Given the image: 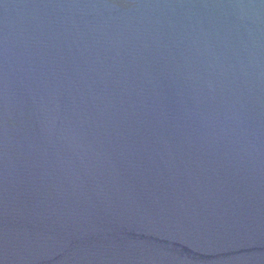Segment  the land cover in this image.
<instances>
[{"label": "water", "instance_id": "water-1", "mask_svg": "<svg viewBox=\"0 0 264 264\" xmlns=\"http://www.w3.org/2000/svg\"><path fill=\"white\" fill-rule=\"evenodd\" d=\"M0 264H264V0H0Z\"/></svg>", "mask_w": 264, "mask_h": 264}]
</instances>
